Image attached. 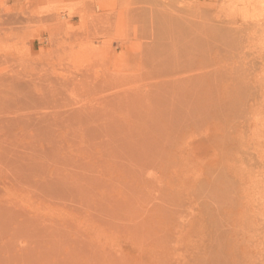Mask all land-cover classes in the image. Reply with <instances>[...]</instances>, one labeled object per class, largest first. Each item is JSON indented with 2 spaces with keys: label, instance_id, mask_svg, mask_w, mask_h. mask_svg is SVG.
I'll return each mask as SVG.
<instances>
[{
  "label": "rangeland",
  "instance_id": "1",
  "mask_svg": "<svg viewBox=\"0 0 264 264\" xmlns=\"http://www.w3.org/2000/svg\"><path fill=\"white\" fill-rule=\"evenodd\" d=\"M262 18L0 0V264H264Z\"/></svg>",
  "mask_w": 264,
  "mask_h": 264
},
{
  "label": "bare ground",
  "instance_id": "2",
  "mask_svg": "<svg viewBox=\"0 0 264 264\" xmlns=\"http://www.w3.org/2000/svg\"><path fill=\"white\" fill-rule=\"evenodd\" d=\"M245 1H246V0H245ZM247 1H250V0H247ZM211 3H212V2H211ZM184 13H186V12H184ZM262 19H263V22H262L261 24H258V25H257L258 28H260V29H264V18H262ZM230 21H231V22H230ZM230 21H229L228 24L230 25V24L233 22V23L231 24V25L233 26V24H234L235 22H237L238 20L235 21V19H231ZM234 25H235V24H234ZM233 41H234V40H233Z\"/></svg>",
  "mask_w": 264,
  "mask_h": 264
}]
</instances>
